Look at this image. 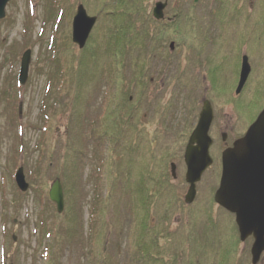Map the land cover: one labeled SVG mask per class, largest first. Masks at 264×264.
Instances as JSON below:
<instances>
[{
  "label": "rangeland",
  "instance_id": "1",
  "mask_svg": "<svg viewBox=\"0 0 264 264\" xmlns=\"http://www.w3.org/2000/svg\"><path fill=\"white\" fill-rule=\"evenodd\" d=\"M159 1L167 5L155 19ZM77 4L96 16L79 50L69 33ZM243 54L253 73L235 94ZM75 69L94 76L74 81ZM204 99L213 161L186 203L183 154ZM263 105L264 0H9L0 19V264H252V240L240 239L214 195L220 136ZM19 167L26 192L15 185ZM57 179L59 214L48 197Z\"/></svg>",
  "mask_w": 264,
  "mask_h": 264
},
{
  "label": "water",
  "instance_id": "2",
  "mask_svg": "<svg viewBox=\"0 0 264 264\" xmlns=\"http://www.w3.org/2000/svg\"><path fill=\"white\" fill-rule=\"evenodd\" d=\"M9 0H0V18L4 16V7ZM197 2L198 0H193ZM166 2H156L153 17H163L162 10ZM95 17L87 16L81 5L72 21V41L82 48L94 25ZM172 48V44L170 45ZM30 51L26 50L21 58L18 80L24 83L27 77ZM249 73L247 57L242 58L241 72L236 92H239ZM212 121V109L207 100L203 101L197 124L191 132L184 151L186 165L185 180L189 187L185 200L191 202L195 196V184L200 180L204 170L210 166L212 159L208 149L212 143L208 130ZM222 173L214 201L235 214V223L240 239L252 234L254 242L251 247V263L256 264L264 250V108L248 128L245 135L235 141L231 148L222 152ZM175 166L171 165L174 176ZM15 182L21 191H26L23 170L15 174ZM48 196L56 204L57 211L63 209V195L59 180H55Z\"/></svg>",
  "mask_w": 264,
  "mask_h": 264
},
{
  "label": "flooded vegetation",
  "instance_id": "3",
  "mask_svg": "<svg viewBox=\"0 0 264 264\" xmlns=\"http://www.w3.org/2000/svg\"><path fill=\"white\" fill-rule=\"evenodd\" d=\"M168 19V18H167ZM250 63V62H249ZM253 73V67L252 65L250 64V73H249V77L252 75ZM239 75V74H238ZM239 77V76H238ZM248 79V82H249V78ZM247 83V80L245 82L244 85H246ZM244 87V86H243ZM246 94V93H245ZM245 96V95H244ZM260 111V110H259ZM259 111H255L254 113H252L253 115L249 116L248 118H246L245 120L241 117V121H238L237 123H235V131L232 130V128H226L225 127V131L224 133H222V135L220 136V142L222 143V145L224 146L222 151L223 152L224 150L228 149V148H231L234 144L235 141L239 140L240 138L243 137L244 133L246 132L247 128L250 126V124L255 120L257 114L259 113ZM242 113V112H241ZM247 119H250L247 120ZM210 131L212 130V125L210 126ZM213 131V130H212ZM211 134V133H210ZM214 135V136H212ZM210 137L212 139V145L210 147V151H211V148L213 147V145L215 144V141L213 140V137L215 138V134H212ZM220 156H221V153H220ZM225 213L228 214V216L231 217L232 220H234V215L224 209H222ZM247 238L251 239L253 241V238L251 236H248ZM246 238V239H247ZM263 253V252H262Z\"/></svg>",
  "mask_w": 264,
  "mask_h": 264
},
{
  "label": "trees",
  "instance_id": "4",
  "mask_svg": "<svg viewBox=\"0 0 264 264\" xmlns=\"http://www.w3.org/2000/svg\"><path fill=\"white\" fill-rule=\"evenodd\" d=\"M140 10V9H139ZM118 37V36H117ZM118 38H120V37H118ZM115 40V39H114ZM107 40L106 39H104V37H103V43H102V45H106L107 44ZM106 43V44H105ZM117 43H118V40H117ZM89 52H90V49H89ZM106 52V51H105ZM87 60H86V57L84 56V58H81V62L82 63H85ZM118 72V71H117ZM74 74L76 75V76H80V72H79V70H77V69H75V71H74ZM90 76H94V73H90V74H87V73H85L84 74V77L86 78V82L88 81L87 80V77H90ZM114 166V168H116L115 167V165H113ZM67 194V191H65V195ZM72 208H73V206H72ZM74 210H75V205H74ZM72 213H76L75 211H71V213L70 214H72ZM77 215V214H76Z\"/></svg>",
  "mask_w": 264,
  "mask_h": 264
},
{
  "label": "bare ground",
  "instance_id": "5",
  "mask_svg": "<svg viewBox=\"0 0 264 264\" xmlns=\"http://www.w3.org/2000/svg\"><path fill=\"white\" fill-rule=\"evenodd\" d=\"M117 31H119V30H117ZM81 61V58L80 59H77V58H75L74 59V62H73V65H75L77 62H78V64H79V62ZM78 66V65H77ZM112 68V67H111ZM86 78L85 77H81V76H77L75 79L73 78V80L74 81H78V82H81L80 80H85ZM113 82H112V84H111V86H113ZM121 90V89H120ZM118 96H119V98H120V95L118 94ZM124 97V96H123Z\"/></svg>",
  "mask_w": 264,
  "mask_h": 264
}]
</instances>
